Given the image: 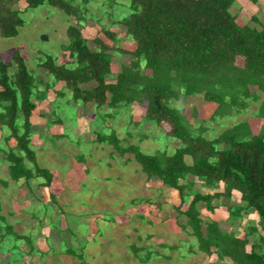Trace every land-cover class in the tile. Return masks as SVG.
<instances>
[{"label": "trees", "instance_id": "16d2710c", "mask_svg": "<svg viewBox=\"0 0 264 264\" xmlns=\"http://www.w3.org/2000/svg\"><path fill=\"white\" fill-rule=\"evenodd\" d=\"M19 1L0 0V37H13L22 26L21 10L16 7ZM22 1L24 8L46 2L73 19L65 28L67 42L61 45L71 65L68 61L57 64L44 54L35 64L42 75L37 78L17 50L0 60V127L8 129L4 139L14 142L7 150L0 147L8 178H22L26 184L30 177H41V186L49 190L48 199L55 203L49 186L51 173L37 165L29 147L33 100H43L53 84L61 85L52 90L54 95L69 91L71 100L82 106L117 111L134 102L143 108L141 119L178 140L171 153H146L134 144L119 145L113 130L109 135H94L95 140L106 139L119 154L130 153L146 178H156L176 191L179 203L175 210L185 217V225L205 255L227 257L232 264H264V123L252 132L242 120L215 137L204 136L206 121L238 113L248 107V101L259 100L255 115L264 118V20L251 14L239 25L236 13L230 11L234 0H128V13L112 20L116 30L101 26L98 32L103 38L96 33L87 39L79 26L87 13L80 3L86 0ZM119 31L134 43L132 49L115 44ZM113 52L129 59L110 78ZM197 94L215 104L208 118H198L195 106L179 105ZM188 116L199 123H190ZM192 178L203 187L221 188L201 192L194 189ZM233 193L236 204L229 203ZM219 206L229 218L238 217V210L252 211L256 224L234 236L217 221L200 218V207L212 212ZM7 234L16 241L24 237L14 233L11 225L0 224V240Z\"/></svg>", "mask_w": 264, "mask_h": 264}, {"label": "rangeland", "instance_id": "374dc122", "mask_svg": "<svg viewBox=\"0 0 264 264\" xmlns=\"http://www.w3.org/2000/svg\"><path fill=\"white\" fill-rule=\"evenodd\" d=\"M75 1L80 3V0ZM127 3L128 0H86L80 3L87 10L85 21L79 22L82 36L91 39L97 33L102 37L98 32L101 26L116 30L112 20L128 13ZM24 6L22 0L16 6L21 10L23 19L18 33L13 37H0V60H7L12 50H17L27 68L38 78L42 76L41 70L35 64L44 54L52 56L57 64L69 60L67 54H63L61 45L67 42L66 26L74 22L71 17L46 2L36 7ZM256 7V3L248 0H234L230 11L236 13L235 21L241 25L254 11V15L264 20V10L261 12ZM115 44L125 49H132L134 46L122 31H119ZM128 59L126 54L113 52L110 78L119 70L121 64H127ZM67 65H71L70 61ZM45 79L50 81L51 78ZM53 85L46 91L45 98L36 103L38 111H33L32 119L35 121L31 124L32 134L36 135L30 133L29 147L34 152L37 165L47 169L53 176L52 187L56 193V201L53 203L48 199L49 190L41 186V177H34L26 184L23 179L13 182L9 178L6 186L0 183V214L5 221L1 219L0 224L11 225L14 233L24 235L17 241L12 238V234H7L0 240V264L209 262V256L206 255L205 258V254L198 249L190 228L185 225V217L178 215L173 208L178 203L176 191L168 186H161L155 179L153 182L159 183V187L153 185L151 191L143 194V198L140 190L135 194L136 190L127 179L133 174V169L129 168V163L122 166L125 157L119 155L118 150L108 144L106 139L103 140L105 144L102 141V147H98L99 143L94 135H109L113 130L119 145L134 144L146 153L156 150L171 153L178 146V140L166 137L152 122L141 119L143 108L134 102L123 105L117 111L105 106L95 108L92 104L82 106L81 102L74 103L71 100L69 91L65 90L64 96L54 95L52 90L56 91L60 84ZM184 100L185 103L181 102L179 105L195 106L197 110H202L203 118L212 110L213 105L206 103L201 95L186 97ZM249 105L245 112L227 115L213 122L206 121L208 128L204 136L210 139L226 126L238 120H246L243 115L251 112L250 109L255 103L250 102ZM252 116L249 115L248 118ZM187 118L193 124L199 123L193 117ZM254 128L257 129V123H254ZM7 134L8 129L0 127V147L3 150L14 144L12 138L4 139ZM83 172L86 175L84 179L81 177ZM6 174V162L0 151V180L6 179ZM198 184L201 185L200 182ZM199 185L194 186V189L201 192H213L221 188L202 189ZM131 198H134V209L137 211L124 207L130 206ZM184 199L186 204L187 195ZM229 203H237L236 193H233ZM219 208L208 212L200 207V218L203 221L215 218L221 229L234 236H240L246 227L256 224L257 215L252 211L238 210V217L229 218L225 209L221 206ZM117 215L128 218V221L136 216L147 223L145 228L151 232L143 238L137 236L138 232L135 230L133 232L136 234H126L123 227L115 222ZM169 215L176 220L181 230L176 227V231H160L165 229L163 224L159 226V223L150 221L156 217L165 219ZM137 227L142 233L140 226ZM157 237L161 239L154 240ZM143 241L146 243L142 244ZM145 254H150L148 261ZM194 254L204 255L200 258Z\"/></svg>", "mask_w": 264, "mask_h": 264}, {"label": "crops", "instance_id": "0c3cea01", "mask_svg": "<svg viewBox=\"0 0 264 264\" xmlns=\"http://www.w3.org/2000/svg\"><path fill=\"white\" fill-rule=\"evenodd\" d=\"M256 5H257V9L256 10H260L261 12H262V10H264V0H258L257 2H256ZM255 12V11H254ZM253 12V13H254ZM252 13V14H253ZM110 69H111V65H110ZM56 85H58V83H56ZM54 86V85H53ZM61 87V85L59 86V88ZM58 88V89H59ZM57 89V90H58ZM261 97H263V95H261L260 96V98ZM34 102H35V104L37 103V101H35V100H33ZM41 101V100H40ZM250 102H253V103H255V106L254 107H252L250 110H251V112H249V113H247V114H245V115H243V117L244 116H246V121H247V124H248V126L250 127V129H251V131L253 132V131H256V130H258V129H260L261 128V126L263 125V123H264V118H260V117H257L255 114H256V111H257V108H258V105H259V100L258 101H249L248 102V107L246 108V109H244V110H242V111H247L248 109H249V107H250V105H249V103ZM206 103H210L211 105H213L212 106V110L209 112V115L206 117V118H208L209 116H210V114L212 113V111H213V109H214V107H215V104H213V103H211V102H206ZM34 110H36V105H35V107H34V109L31 111V115H30V117H29V122H30V125L33 123V121H35V120H33L32 119V116H33V111ZM38 110H36V112H37ZM43 113H45V111H43ZM201 113H202V110H199V115H198V118H200V117H202L201 116ZM235 114V113H234ZM249 115H253L251 118H248L249 117ZM203 118V117H202ZM241 119V118H240ZM220 120V119H219ZM239 121V120H238ZM238 121H236V122H238ZM236 122H234V123H236ZM36 123H38V121H36ZM191 123V122H190ZM234 123H232V124H234ZM254 123H257V129H255L254 128ZM232 124H230V125H232ZM230 125H228V126H230ZM228 126H226V127H228ZM225 127V128H226ZM224 129V128H223ZM222 129V130H223ZM221 131V130H220ZM219 131V132H220ZM32 132H33V129L31 128V135H36L35 133L34 134H32ZM61 135V133L58 135V136H60ZM217 135V134H216ZM97 142V141H96ZM104 142V141H103ZM102 141H98L97 143H99V145H98V147H102L100 144L101 143H103ZM104 144H105V142H104ZM107 144V143H106ZM108 145V144H107ZM107 145H106V147H107ZM110 146V145H109ZM104 148L105 150H108L107 148ZM95 148H97V146H95ZM97 150V149H96ZM109 152V151H108ZM111 153H113L112 151H111ZM113 154H115V153H113ZM116 155V154H115ZM119 155H121V156H123V157H125L124 159H123V162H122V166H125L127 163H129V168L131 167L132 169H133V174L130 176V177H127V179L129 180V182H131V184L133 185V187H134V190H136V191H134V193L136 194V192L138 191V190H140V192L142 193V198H143V194H145V193H147V191H151L152 190V187H153V185H155L156 187H159V183H157V182H153L156 178H153V177H149V178H146V176H145V174L140 170V166H139V164L133 159V156L130 154V153H123V154H119ZM127 155H131V157H129V156H127ZM36 160V159H35ZM184 161L187 163V164H189L190 163V158L188 157V156H185L184 157ZM36 163H37V161H36ZM75 163V162H74ZM76 164V163H75ZM115 166V165H114ZM75 168V167H74ZM132 169H130V170H132ZM7 175V174H6ZM53 176H52V174H51V179H50V188L52 187V184L54 183L53 182V178H52ZM81 177L84 179V178H86V175H85V173L83 172L82 173V175H81ZM34 177H30V179H33ZM7 179H8V176H7V178L6 179H2V180H5L4 182H2V180H0L1 182V184H3V186H6L7 184H9L8 182L9 181H7ZM20 179H22V178H19L18 180H20ZM29 179V180H30ZM9 180L10 181H13V180H11L10 178H9ZM17 180V181H18ZM157 181H158V179H156ZM17 181H13V182H17ZM23 181V180H22ZM24 182V181H23ZM197 183V184H196ZM199 182L197 181V180H194V186H196V185H199L198 184ZM160 185H161V183H160ZM161 186H163V185H161ZM160 186V187H161ZM199 186H201V185H199ZM207 188V187H206ZM52 189H53V187H52ZM171 189V188H170ZM202 189H203V186H202ZM172 191L174 190V189H171ZM52 192H53V195H54V199H55V201H56V198H55V196H56V193H55V191H54V189L52 190ZM204 192V191H203ZM207 192H210L209 190L207 191ZM134 198H136V197H134ZM134 198H131V200H130V206L128 205V206H124V207H126V208H128V209H131V210H135V211H137V209H134V201H133V199ZM146 198H144V200H145ZM136 202V201H135ZM133 203V204H132ZM178 203H179V200H178ZM178 203H176V204H174V206H173V208H175V206L176 205H178ZM162 206H163V203L161 204ZM184 205V204H183ZM220 207V206H219ZM218 207V209L216 208V209H214V211H216V210H219L220 208ZM150 213V212H149ZM214 213H216V212H214ZM125 214V213H124ZM148 214V213H147ZM176 214V213H175ZM0 216H2L1 214H0ZM130 216V215H129ZM117 217V219H116V223H117V225H119V226H122L123 227V231H124V233H126V234H131L132 233V235L133 234H136V233H134L133 232V230H135L136 232H138V235L137 236H141V238H143L144 237V235L145 234H147V233H150L151 231H149L148 232V230L145 228V226H146V222H143L142 221V219H140V218H136V216H134L133 218H131V217H129V218H131V220H129L128 221V218H125V217H122V216H116ZM171 217V215H169L167 218H165V219H161L160 217H156V218H154L155 220H152V219H150V221L152 222V223H159V226L160 225H162L163 224V226H164V230H160V231H164V232H169V231H176L175 230V228L177 227V228H179L180 230H181V228H180V225H178V223L176 222V220H174V219H171L170 218ZM212 220H215V221H217L218 222V220H216L215 218H212ZM149 221V222H150ZM182 224V223H181ZM218 224H219V222H218ZM137 226H140L139 228H141L142 229V233H140V231L138 230V227ZM126 227L128 228V229H126ZM161 228V227H160ZM125 229H126V231H125ZM153 234H150V236H152ZM136 236V235H135ZM159 236V235H158ZM138 238V237H137ZM158 239H154V240H156V241H159L160 239H161V237H157ZM144 243H146V242H142V244H144ZM245 248H248V245H246V247ZM146 255V254H145ZM172 255H174V254H172ZM178 256H183V254H177ZM188 255V254H187ZM194 255H198V256H200V258H202V255H204V254H194ZM147 257H148V259H147V261L149 260V258H150V254H147L146 255ZM145 256V257H146ZM207 256H209V258H207ZM205 255V258H207L208 259V261L209 262H206L205 264H232V262L230 261V259L229 258H227V257H223V258H217L216 257V255L215 254H210V255ZM144 260H145V258H143ZM209 259H211V260H209ZM212 260H214V261H212ZM145 262H146V260H145Z\"/></svg>", "mask_w": 264, "mask_h": 264}]
</instances>
